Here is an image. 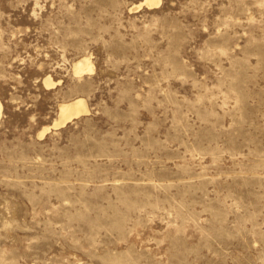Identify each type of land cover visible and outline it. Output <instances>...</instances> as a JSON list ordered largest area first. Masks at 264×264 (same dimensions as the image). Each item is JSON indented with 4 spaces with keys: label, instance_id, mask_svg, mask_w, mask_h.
<instances>
[{
    "label": "rangeland",
    "instance_id": "rangeland-1",
    "mask_svg": "<svg viewBox=\"0 0 264 264\" xmlns=\"http://www.w3.org/2000/svg\"><path fill=\"white\" fill-rule=\"evenodd\" d=\"M0 264H264V0H0Z\"/></svg>",
    "mask_w": 264,
    "mask_h": 264
},
{
    "label": "bare ground",
    "instance_id": "bare-ground-1",
    "mask_svg": "<svg viewBox=\"0 0 264 264\" xmlns=\"http://www.w3.org/2000/svg\"><path fill=\"white\" fill-rule=\"evenodd\" d=\"M145 5L148 7L158 6L161 3V0H144ZM73 70L76 75H81L85 72H92L93 66L90 64L88 59H80L73 65ZM47 81V80H46ZM48 83V82H47ZM86 106L83 100L76 99L70 103L63 104L60 106V119L59 122L53 124L54 128L64 126L67 122L71 121L73 118L79 117L81 114L87 112ZM59 110V109H58ZM85 115V114H84ZM46 130H48L46 128ZM43 131L40 136H42L45 132Z\"/></svg>",
    "mask_w": 264,
    "mask_h": 264
}]
</instances>
